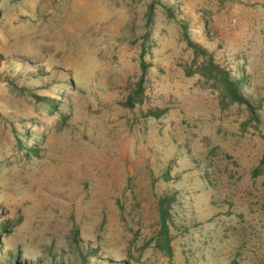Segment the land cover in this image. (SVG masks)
I'll use <instances>...</instances> for the list:
<instances>
[{"label":"rangeland","instance_id":"1","mask_svg":"<svg viewBox=\"0 0 264 264\" xmlns=\"http://www.w3.org/2000/svg\"><path fill=\"white\" fill-rule=\"evenodd\" d=\"M0 264H264V0H0Z\"/></svg>","mask_w":264,"mask_h":264},{"label":"trees","instance_id":"2","mask_svg":"<svg viewBox=\"0 0 264 264\" xmlns=\"http://www.w3.org/2000/svg\"><path fill=\"white\" fill-rule=\"evenodd\" d=\"M183 37L185 39V43L192 49V52L196 55L197 53H202L204 55L203 50H200L199 46L192 43L185 32H183ZM140 70L143 74L145 70V65L143 62H140ZM190 72V71H189ZM188 71L186 73H189ZM195 72L200 74L201 76L210 79L212 83L217 87L219 91V95L222 98H227L229 102H236V103H242L246 105L250 109V106H248L247 101L240 95L238 91V81L231 79L227 73L226 70L220 68L218 64L214 63L210 57H207L200 62L196 64ZM160 112H150L151 115H158ZM162 199L158 202V212H159V221L160 226L158 230V235L162 238H160V248L164 250V253L166 256H169V246L167 245L166 239H164L165 236V209L162 208Z\"/></svg>","mask_w":264,"mask_h":264}]
</instances>
